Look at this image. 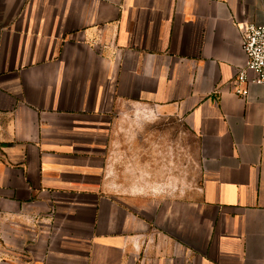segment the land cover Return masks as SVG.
Segmentation results:
<instances>
[{
  "label": "crops",
  "instance_id": "crops-1",
  "mask_svg": "<svg viewBox=\"0 0 264 264\" xmlns=\"http://www.w3.org/2000/svg\"><path fill=\"white\" fill-rule=\"evenodd\" d=\"M246 24L264 0H0V264H264ZM137 106L183 118L201 159L198 192L153 212L111 176Z\"/></svg>",
  "mask_w": 264,
  "mask_h": 264
},
{
  "label": "rangeland",
  "instance_id": "rangeland-1",
  "mask_svg": "<svg viewBox=\"0 0 264 264\" xmlns=\"http://www.w3.org/2000/svg\"><path fill=\"white\" fill-rule=\"evenodd\" d=\"M110 157L119 194L140 199L137 207L145 212L199 190L198 140L183 118L130 108L115 119Z\"/></svg>",
  "mask_w": 264,
  "mask_h": 264
},
{
  "label": "built area",
  "instance_id": "built-area-1",
  "mask_svg": "<svg viewBox=\"0 0 264 264\" xmlns=\"http://www.w3.org/2000/svg\"><path fill=\"white\" fill-rule=\"evenodd\" d=\"M242 47L246 56L245 64L235 78L239 85H264V25L246 24L242 36ZM234 93L242 99L247 89L239 87Z\"/></svg>",
  "mask_w": 264,
  "mask_h": 264
}]
</instances>
